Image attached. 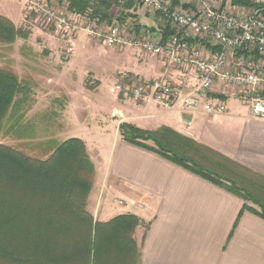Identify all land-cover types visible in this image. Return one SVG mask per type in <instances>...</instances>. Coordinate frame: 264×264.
<instances>
[{"label":"crops","instance_id":"obj_1","mask_svg":"<svg viewBox=\"0 0 264 264\" xmlns=\"http://www.w3.org/2000/svg\"><path fill=\"white\" fill-rule=\"evenodd\" d=\"M7 13L9 16H0L17 27L21 14ZM110 14L113 17L112 11ZM134 15L138 24L152 29L149 33L153 38L162 36L158 15L154 21L139 17L137 12ZM206 50L214 52L209 45ZM152 73L173 85H193L182 83L186 77L161 66H155ZM238 93L236 87L216 84L200 94L201 105L193 114L181 111L180 104L166 109L121 94L123 99L110 110L117 112V135L103 159L92 153L96 151H89L83 137H77L85 144L103 190L104 203L98 207L89 203L86 208L93 221L106 223L117 216L132 215L141 222L132 235L138 254L135 264H264V218L259 214L264 211V121L251 117L249 106L240 101ZM217 103L225 105L223 115L203 113L205 105ZM120 123L144 131L166 127L192 140L204 148L220 182L235 183L239 189L242 186L255 202L124 141L118 131ZM145 144L152 146L151 142ZM0 200V247L23 246L13 242H18V237L27 240L29 216L38 212L22 203L13 208L11 193H2ZM70 247L64 253L68 259L65 264H87V256L82 259L80 253L78 260ZM42 258L36 251L25 260L29 264L53 263ZM0 264L13 263L0 260Z\"/></svg>","mask_w":264,"mask_h":264},{"label":"trees","instance_id":"obj_2","mask_svg":"<svg viewBox=\"0 0 264 264\" xmlns=\"http://www.w3.org/2000/svg\"><path fill=\"white\" fill-rule=\"evenodd\" d=\"M57 1H65L70 13L90 15L107 23L115 19L132 23L138 30L143 29L147 33L152 31L142 27L132 17L136 5L130 0L124 1L114 19L110 14L115 5L112 0ZM227 2L231 7L252 6L246 0H222V6ZM161 32V40L165 42L171 34L170 27L162 22ZM25 36L10 20L0 16V41L12 43L16 38ZM26 91V85L14 74L0 70V128L3 122L14 119ZM118 130L124 141L157 153L244 200L255 202L248 194L241 192L242 189L235 183L226 185L220 182L219 177L214 175L215 168H212L210 159H206L204 148L192 140L166 127L144 131L128 123H120ZM146 142H151L152 146ZM92 171L93 166L87 158L84 143L79 138H69L55 145L45 160L31 159L0 145V194H17L12 200L13 208H20L22 203L30 211L38 212L29 216L27 240L24 237L21 241L18 237V242H13H22L23 246L0 247V260L29 264L30 261L25 258L38 251L40 257L52 261V264H65L68 259L64 253L71 246L78 260L80 253L82 259L84 255L87 256V264L90 252L92 264L136 263L138 254L132 235L141 223L139 219L132 215H121L106 223H98L85 209ZM259 214L264 218V211Z\"/></svg>","mask_w":264,"mask_h":264},{"label":"rangeland","instance_id":"obj_3","mask_svg":"<svg viewBox=\"0 0 264 264\" xmlns=\"http://www.w3.org/2000/svg\"><path fill=\"white\" fill-rule=\"evenodd\" d=\"M45 1L60 13L69 15L65 1ZM111 11L116 18L120 8L114 5ZM7 12L14 16L21 14L16 28L26 36L16 38L12 43L0 41V70L14 74L26 85L27 91L14 119L3 122L0 145L31 159L45 160L55 145L77 137H83L89 151H96L92 153L103 159L112 138L117 135V112L110 113L111 108L123 99L113 90L117 78L128 74L150 81L158 77L152 73L155 66L183 72L167 66L161 58L135 48L102 46L86 34L83 22H79L83 31L72 33L73 51L67 53L62 31L54 26H43L35 14L34 20H29L21 0H0V14L9 16ZM136 12L143 19L154 21L158 18L140 5L135 6L132 17H138L134 16ZM160 24L162 21H159V27ZM86 155L90 161L87 151ZM89 182L91 187L85 209L89 203L97 207L104 203L100 177L94 167ZM241 191L249 193L244 188ZM11 195L12 198L17 196ZM0 203L3 206L2 200Z\"/></svg>","mask_w":264,"mask_h":264},{"label":"built area","instance_id":"obj_4","mask_svg":"<svg viewBox=\"0 0 264 264\" xmlns=\"http://www.w3.org/2000/svg\"><path fill=\"white\" fill-rule=\"evenodd\" d=\"M25 16L35 18L43 26L62 31L66 52L73 51L72 33L83 31L105 47H131L144 54L161 58L172 68L182 70L192 87L173 85L162 77L150 81L121 74L113 90L141 103L154 102L166 109L180 104L181 111L196 113L201 105L200 94L216 84L233 86L238 98L246 103L252 118L264 121V0H246L251 7L232 10L222 0H130L144 10L159 16L170 27L165 42L152 37L132 23L69 13L62 14L45 0H21ZM120 9L125 0H112ZM79 23V24H78ZM193 41V42H192ZM207 45L214 52L207 53ZM188 88V90L186 89ZM187 90V91H185ZM203 113L223 115V103L208 104ZM115 202L122 205V201Z\"/></svg>","mask_w":264,"mask_h":264}]
</instances>
